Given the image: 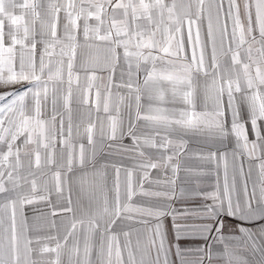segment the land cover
<instances>
[{"label": "snow or ice", "instance_id": "snow-or-ice-1", "mask_svg": "<svg viewBox=\"0 0 264 264\" xmlns=\"http://www.w3.org/2000/svg\"><path fill=\"white\" fill-rule=\"evenodd\" d=\"M109 7L113 19L105 26L102 17ZM16 9L21 10L19 15ZM117 9L124 17L119 26ZM61 12L65 23L58 35ZM42 14L47 20H41V39L37 40L35 21ZM28 15L33 18L31 23L25 20ZM93 17L95 24H90ZM129 18L133 22L144 18L154 28L145 30L137 24L133 29ZM38 43L42 46L39 54ZM77 49L81 53L78 67ZM117 66L121 82L114 85ZM80 71L84 73L83 89L79 88ZM104 72L108 73L106 82ZM74 81L80 103L88 104L95 88L96 110L102 106L109 114L106 127L89 123L84 129L90 150L72 139ZM19 84L26 87L15 89ZM114 86L124 88L127 95L113 93ZM0 87L14 89L0 93V194H9L6 202L0 203V264H40L34 256L44 253H55V259L46 264H62V250L69 255L68 264H204L205 259L209 264L213 259L223 264H249L241 254L249 246L253 256L259 255V264H264V224L255 230L237 225L240 235L231 234L232 220L264 221V0H242V4L238 0H172L171 4L117 0L114 5L112 0H80L79 4L76 0H47L46 4L0 0ZM49 93L51 113L46 114ZM61 98L69 121L57 160L54 142ZM121 106L128 115L127 126L119 117ZM244 108L247 120L241 116ZM249 124L255 137L251 141ZM59 125L63 135L62 117ZM139 128L152 131L144 133ZM188 133H207L221 143L231 137L234 159L238 151L259 162L258 177L249 189L251 167L245 173L243 164L238 166V187L235 171L229 179L228 152L218 149L201 156L215 169L222 159L224 179L221 184L217 174L211 189L201 186L199 179L194 186L180 189V199L200 201L197 207L179 213L180 218L197 221L192 224L181 223L177 210L161 202L176 198L175 184L181 171L197 178L213 176L214 170H205L203 165L193 169L183 162ZM21 137L23 145L36 146V169L42 168L41 148L45 150L44 167L57 165L51 183L19 175L21 147L17 141ZM125 138L130 145L123 143ZM145 147L164 152L153 157L141 150ZM126 153L134 154L128 157L131 159L143 158L136 163L142 176L111 159ZM153 169L165 173L163 181L150 179ZM168 171L171 177L166 175ZM29 176L36 174L29 172ZM73 183L88 200L87 208L79 209L80 216L73 205ZM161 184L166 190H155ZM39 202L50 207L51 217L72 214L68 223L61 216L60 228L56 219L50 221L55 233L30 235L39 229H32L24 209ZM166 216L172 218L171 244L163 227ZM126 221L152 225L143 248L137 240L134 250L131 233L118 231ZM188 238L204 244L181 247L179 241ZM53 241L55 247H49L47 242ZM217 248L222 250L214 251ZM189 254L195 259L189 260Z\"/></svg>", "mask_w": 264, "mask_h": 264}, {"label": "crops", "instance_id": "crops-1", "mask_svg": "<svg viewBox=\"0 0 264 264\" xmlns=\"http://www.w3.org/2000/svg\"><path fill=\"white\" fill-rule=\"evenodd\" d=\"M23 0H17V3H21ZM42 3H47V0H40ZM60 3H64L65 0H58ZM96 2H101V0H96ZM117 2V0H112V4L114 5ZM129 0H124V3H128ZM133 2L138 3V0H133ZM146 2H149V0H146ZM179 2V0H177ZM207 2V0H206ZM242 4V0H238ZM76 3L79 4L80 0H76ZM164 3L171 4L172 0H164ZM122 10H115V20L117 21V25L123 21L124 17L121 15ZM21 13L20 9H16V14L19 15ZM167 15V13L165 14ZM105 19V26L111 25L112 19H113V8L109 7L107 9V14L102 17ZM32 17L30 15L25 16V20L31 23ZM41 20L46 21L47 17H44L43 14L40 19H37L35 21V30H36V38L37 40L41 39L40 33H41ZM65 23L64 19V13L61 12L60 14V20H59V25H58V35L62 34V25ZM90 24H95V18H91L89 20ZM82 24V20H81ZM139 24L141 28L145 30H150L154 28L153 24L148 23V21L144 18L137 19L135 22L129 18V25L134 29L135 26ZM9 29L8 22H5V32H7ZM203 32V28L201 29ZM193 31H195V25L193 26ZM159 33H157V37L159 38ZM42 49L41 44H37V54L40 53ZM59 49L57 48V52ZM81 59V53L80 49H77V67L79 66V62ZM242 59H246V57L243 56L242 53ZM255 70V65H253V72ZM120 71L121 68L120 66H117V70L114 74V85H119L121 82V76H120ZM80 75V82H79V88L83 89L85 88V80H84V73L83 71L79 72ZM102 75L105 77V82L106 78L108 76L107 72L102 73ZM66 78V76H65ZM127 77H125L126 79ZM141 81L143 80V74L141 73L140 76ZM26 85L19 84L15 86V89H23L25 88ZM104 85L101 84V91H103ZM203 87V79H201V88ZM62 89L66 88V85L61 86ZM14 90L12 88H5V87H0V93L7 92ZM119 92L121 96L127 95V92L124 88L120 87H113V93ZM79 96L80 92L78 90V87L74 81L73 83V101L71 104V124H72V139L74 143H83L85 145L86 150H90L87 144V140L85 138V132L84 129L89 125V123H93L97 125V128L101 125L104 124L105 127L107 126V119L106 117L109 115L108 113H105L102 109V106L99 111L96 110L95 107V88L92 89V94L89 96V103L88 104H83L79 102ZM179 107V105H177ZM199 110V102H198V109ZM57 111L60 113V115L57 116L56 120V136L57 139L54 142V147L56 149V156L57 160L60 159V152L63 147L61 141L64 139V137L67 135V127H68V121H69V113L67 110L63 107V100L58 99L57 101ZM45 113L50 114L51 113V93H49V101L45 105ZM227 119L230 122V114L226 113ZM242 118L247 120V109L244 108L242 109L241 112ZM61 117L64 120V134L61 135L60 133V125L59 121L61 120ZM119 117L124 121L125 126H127L128 122V115L126 110L121 106ZM134 118V117H133ZM141 124L143 123L142 121L140 122ZM249 127V140L255 139L252 131L250 124L247 125ZM141 132L144 133H150L152 130L149 128H139L138 129ZM171 138L175 139V136H172ZM184 139L187 141V146L185 148V156L182 157L183 162L185 163L186 166L191 167L193 169H198L203 165L205 170H214L213 176L212 177H193V176H186L184 171H181L179 174V178L176 180L175 184V190H176V198L172 199L171 201H161L162 203H170L172 208L177 210V215L178 218L180 219L181 223H186V224H192V223H197V221L192 220L189 217H179V213H182L184 209L186 208H195L199 205L200 201L198 199H185L182 200L180 199V189L182 187H189V186H194L195 181L197 179L200 180L201 186L207 187L211 189L215 183V176L218 174L220 183H223L224 179V167H223V160H220V167L218 169H215V165H208L204 163L200 157L203 155H206L209 152H216L218 149L220 152H228L227 156V163H228V173H229V179H231L234 171L236 173L237 177V186L239 187V182H240V176H239V170L238 166L242 163L243 168L245 173L248 172L249 167H251V179L248 181L249 189H251L252 186V181L258 177V161L256 159L249 160L246 156L239 154L237 151V156L234 159L233 157V148H234V139L229 137L228 139H225L223 143L220 142L218 138H214L207 133H188L187 135L184 136ZM23 137L20 138V140L17 141V144L20 145L21 147V153H20V158H21V165L22 167L18 169V173L23 177H28V179L32 178H38L39 180H44L48 181L49 183L52 182V173L55 170H58L57 165H49L47 167H44L43 161L45 158V150L40 149L41 151V161H42V168L41 169H36L35 168V157H34V152L36 150V146L34 144H28V145H23L22 144ZM123 143L125 145H130L131 141L128 138H125ZM2 150V149H0ZM142 151L145 152L146 155L150 156H157L159 154H162L164 152L163 149L156 150V149H150V148H142ZM108 149H105V152H107ZM170 149H169V154H170ZM134 155L130 153L123 154L122 156H113L111 157L112 160L116 161L117 163L123 164L125 167L133 168L134 170V175L135 176H142V172L136 167V163L138 160L143 159L142 157L135 156L134 159L128 158L129 156ZM219 155V153H218ZM99 158V157H98ZM31 162V168L29 167V164ZM91 166L89 165L88 168ZM41 171L43 172V175H41ZM79 171V169H77ZM110 171V170H109ZM29 172L35 173L36 177L29 176ZM159 173V174H158ZM15 175V174H14ZM168 177H171V172L168 171L166 173ZM165 178V173L162 172L161 170L158 169H153L151 170V175L150 179L156 180L159 179L163 181ZM6 186L10 185L6 182ZM147 187V184L145 185ZM155 190H166V186L164 184H161L159 186L155 187ZM8 193L0 194V203L6 202V199L8 197ZM79 196V203L77 204V197ZM55 199V197H53ZM72 199H73V205L74 208L76 209V215L80 216V208H87L88 206V200L85 195L81 194L79 191V186L76 183H73L72 185ZM63 203V201H61ZM10 211V210H9ZM25 215L29 218V224L32 227V229H39V231H31L29 234L32 236L36 235H49L53 234L56 232V229L50 228V221L53 219H56L57 221V227L60 228V217L63 216L65 218V223H68V217H70L72 214L70 213H58L56 217H51L48 215L50 211V207H47L44 205V202H39L35 205H28L25 206ZM34 217H40L38 220H34ZM243 225L244 227L250 228V229H257L260 224H264V221H256L254 223H245L237 220H232L231 221V234L239 236L240 233L238 232L236 226L237 225ZM152 227L151 224L145 226L139 223H136L135 221H126L124 222L123 225H121L120 229L118 231L122 232H130L131 235L129 239L132 241V246L134 250L137 247V240H139V247L143 248L144 245L146 244V239L147 236L150 234L148 229ZM163 227L167 232V238L168 242L171 244L174 241V230H173V225H172V218L171 216H166L163 219ZM62 228L60 231V234L62 235ZM226 232L228 230L226 229ZM259 239V237H258ZM121 244L124 242V237L123 235L120 236ZM49 247H55V242H47ZM181 247L189 246V247H196L197 245L204 244L203 240L196 239V238H188V239H181L179 241ZM235 243V242H233ZM35 246V245H34ZM222 250L220 248L214 249V251H219ZM174 253V250H173ZM241 254L245 257H247L249 264H259V255L257 254L256 256H253L251 254V247L249 246L247 250H242ZM40 264H46L47 261L55 259V253H44L43 255L36 254L34 256ZM189 260L195 259L194 254H189L187 257ZM173 260H176L175 255L173 254L172 256ZM69 260V255L66 250H62L61 254V261L62 264H68ZM178 264V261H177ZM204 264H209V261L205 259ZM211 264H223L222 261L213 259L211 261Z\"/></svg>", "mask_w": 264, "mask_h": 264}]
</instances>
